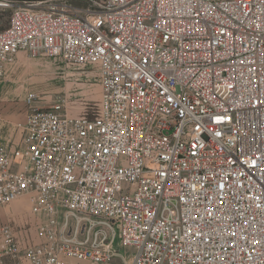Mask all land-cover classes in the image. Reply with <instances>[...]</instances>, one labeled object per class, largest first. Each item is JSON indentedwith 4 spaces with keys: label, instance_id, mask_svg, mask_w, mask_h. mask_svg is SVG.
Masks as SVG:
<instances>
[{
    "label": "built area",
    "instance_id": "obj_1",
    "mask_svg": "<svg viewBox=\"0 0 264 264\" xmlns=\"http://www.w3.org/2000/svg\"><path fill=\"white\" fill-rule=\"evenodd\" d=\"M21 52L95 70L97 117L33 106L0 139V206L28 264H264V0H0ZM0 264H3L2 256Z\"/></svg>",
    "mask_w": 264,
    "mask_h": 264
},
{
    "label": "rangeland",
    "instance_id": "obj_2",
    "mask_svg": "<svg viewBox=\"0 0 264 264\" xmlns=\"http://www.w3.org/2000/svg\"><path fill=\"white\" fill-rule=\"evenodd\" d=\"M48 1V0H10ZM101 86L95 70L70 65L60 59L32 57L21 52L15 62L6 67L0 81V139L18 140L21 130L18 124L25 122L30 111L28 96L36 95L33 106L40 110H51L64 102L66 112L73 117L95 118L101 110ZM33 217L26 198L8 206H0V229L9 226L18 241L28 237L34 244ZM3 264H28L1 251Z\"/></svg>",
    "mask_w": 264,
    "mask_h": 264
}]
</instances>
